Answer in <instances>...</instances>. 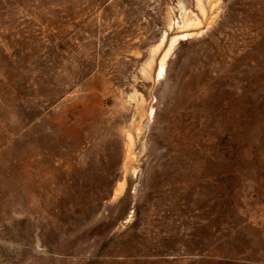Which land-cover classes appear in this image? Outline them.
I'll list each match as a JSON object with an SVG mask.
<instances>
[{"label": "rangeland", "instance_id": "rangeland-1", "mask_svg": "<svg viewBox=\"0 0 264 264\" xmlns=\"http://www.w3.org/2000/svg\"><path fill=\"white\" fill-rule=\"evenodd\" d=\"M201 3L0 0V264H264V0Z\"/></svg>", "mask_w": 264, "mask_h": 264}, {"label": "bare ground", "instance_id": "bare-ground-1", "mask_svg": "<svg viewBox=\"0 0 264 264\" xmlns=\"http://www.w3.org/2000/svg\"><path fill=\"white\" fill-rule=\"evenodd\" d=\"M197 1H198L199 6H200V9H202L201 8L202 7L201 6L202 5V3H201L202 0H197ZM185 15H186V13H185ZM183 19L184 20L181 22V24H177L176 25V29L178 30V32H176L177 35H175L174 37H172L170 39L168 47H167L164 55L161 57V59H160V61L158 63V67H157L155 75H156L157 79H159V80L164 78L166 59H167L168 55L170 54V52L173 50V47L176 45L177 41L188 39L190 36L193 35V33L191 32L192 30H190V29L199 26L198 22L195 21V20H188L186 17L183 18ZM165 35L162 38L161 44H163L164 41H165V37H166ZM152 62H153V59L149 62V64H147V67H148L149 70L151 69Z\"/></svg>", "mask_w": 264, "mask_h": 264}, {"label": "trees", "instance_id": "trees-1", "mask_svg": "<svg viewBox=\"0 0 264 264\" xmlns=\"http://www.w3.org/2000/svg\"><path fill=\"white\" fill-rule=\"evenodd\" d=\"M208 48V47H207ZM211 47L208 48V50H210Z\"/></svg>", "mask_w": 264, "mask_h": 264}]
</instances>
